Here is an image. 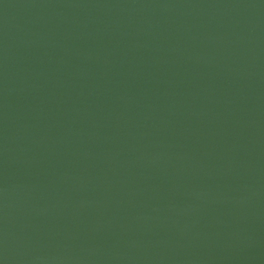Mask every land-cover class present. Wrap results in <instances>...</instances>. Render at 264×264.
<instances>
[{
  "label": "water",
  "instance_id": "obj_1",
  "mask_svg": "<svg viewBox=\"0 0 264 264\" xmlns=\"http://www.w3.org/2000/svg\"><path fill=\"white\" fill-rule=\"evenodd\" d=\"M0 264H264V0H0Z\"/></svg>",
  "mask_w": 264,
  "mask_h": 264
}]
</instances>
